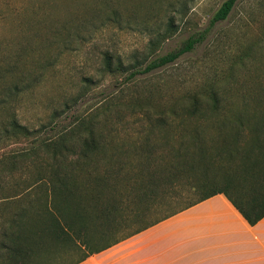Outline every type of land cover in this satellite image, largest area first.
<instances>
[{"label": "trees", "instance_id": "obj_1", "mask_svg": "<svg viewBox=\"0 0 264 264\" xmlns=\"http://www.w3.org/2000/svg\"><path fill=\"white\" fill-rule=\"evenodd\" d=\"M239 1H225L212 26L225 21ZM23 10L13 9L21 26ZM200 42L192 37L144 64L128 65L105 53L103 70L133 82ZM20 54L0 63V264H62L81 254L69 263L80 264L220 194L251 226L264 218V82L249 91L140 106L121 128L102 122L100 114L78 118L43 138L18 115L23 95L36 83ZM57 128L54 122L50 130ZM121 134L127 140L120 141Z\"/></svg>", "mask_w": 264, "mask_h": 264}, {"label": "rangeland", "instance_id": "obj_2", "mask_svg": "<svg viewBox=\"0 0 264 264\" xmlns=\"http://www.w3.org/2000/svg\"><path fill=\"white\" fill-rule=\"evenodd\" d=\"M225 1L0 0V63L20 52L36 81L22 97L21 122L43 138L95 114L121 128L140 106L252 90L256 81L264 82V0H240L225 21L212 26ZM19 7L22 26L13 13ZM167 33L172 37L165 42ZM192 37L201 39L193 51L133 82L104 73L105 53L128 65L144 64L181 49ZM157 41L164 43L154 50ZM54 122L58 128L51 132ZM121 135L120 141L127 140ZM80 257L73 254L62 264Z\"/></svg>", "mask_w": 264, "mask_h": 264}, {"label": "crops", "instance_id": "obj_3", "mask_svg": "<svg viewBox=\"0 0 264 264\" xmlns=\"http://www.w3.org/2000/svg\"><path fill=\"white\" fill-rule=\"evenodd\" d=\"M80 264H264V218L251 226L220 194Z\"/></svg>", "mask_w": 264, "mask_h": 264}, {"label": "bare ground", "instance_id": "obj_4", "mask_svg": "<svg viewBox=\"0 0 264 264\" xmlns=\"http://www.w3.org/2000/svg\"><path fill=\"white\" fill-rule=\"evenodd\" d=\"M153 245H154V243H153Z\"/></svg>", "mask_w": 264, "mask_h": 264}]
</instances>
